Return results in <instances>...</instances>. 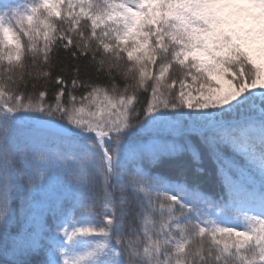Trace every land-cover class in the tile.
Returning <instances> with one entry per match:
<instances>
[{
	"label": "snow or ice",
	"instance_id": "1",
	"mask_svg": "<svg viewBox=\"0 0 264 264\" xmlns=\"http://www.w3.org/2000/svg\"><path fill=\"white\" fill-rule=\"evenodd\" d=\"M0 244L264 264V0H0Z\"/></svg>",
	"mask_w": 264,
	"mask_h": 264
},
{
	"label": "trees",
	"instance_id": "2",
	"mask_svg": "<svg viewBox=\"0 0 264 264\" xmlns=\"http://www.w3.org/2000/svg\"><path fill=\"white\" fill-rule=\"evenodd\" d=\"M237 163H239V160L237 161ZM213 167H215V165H213ZM204 190L208 191V186L207 185L204 186ZM219 192H220V185L217 183L215 185V190L210 192V194L215 196ZM34 259H40V258L37 257V258H34ZM5 260H6V257L3 255V245L0 244V264H5Z\"/></svg>",
	"mask_w": 264,
	"mask_h": 264
}]
</instances>
